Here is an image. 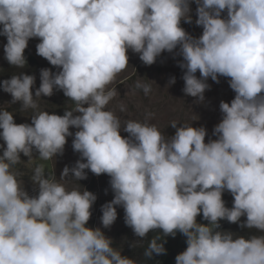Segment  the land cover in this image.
<instances>
[{"label":"clouds","instance_id":"1","mask_svg":"<svg viewBox=\"0 0 264 264\" xmlns=\"http://www.w3.org/2000/svg\"><path fill=\"white\" fill-rule=\"evenodd\" d=\"M195 3L199 37L181 27L192 23L189 0H0L8 64L25 68L28 41L39 38L37 55L59 69L40 70L34 95V75L0 80L9 103L32 110L31 123L18 124L0 108V264H139L142 254H166L164 238L178 232L186 248L175 264H264V0ZM177 49L185 95L203 102L208 78L219 77L235 93L230 103L220 101L222 117L207 142L204 126L172 120L175 132L166 136L149 122L153 113L121 121L107 108L128 50L150 66ZM134 87L152 91L140 80ZM54 90L73 104L63 115L39 108L41 95ZM69 136L74 152L66 155ZM21 154L32 184L13 170ZM101 174L114 194L101 205L102 227L116 221V206L124 210L114 241L88 222ZM69 180L80 186L68 187ZM201 214L206 224L197 221ZM221 220L256 234L223 230Z\"/></svg>","mask_w":264,"mask_h":264},{"label":"rangeland","instance_id":"2","mask_svg":"<svg viewBox=\"0 0 264 264\" xmlns=\"http://www.w3.org/2000/svg\"><path fill=\"white\" fill-rule=\"evenodd\" d=\"M189 3L191 8L190 15L192 16V23H185L182 20L181 27L192 36L199 37V35L202 33V27L195 24L196 3L195 0H189ZM223 15H226V13H222V16ZM5 43L6 37L1 35V81L9 79L11 75L18 74L21 71L25 74L34 75L36 77V82L32 89L34 95L35 89L38 88L40 84V70L42 68H49L53 72L59 70L58 68L50 65L46 59L37 55L36 44L39 43V38L30 39L28 41V46L24 51L27 54H32L36 58L37 62L32 63L31 61H27V66L23 69L13 67L8 64L4 58L3 45ZM177 53L178 49L174 50L173 53L163 52L159 57H157V60L154 64L147 66L144 65L139 59V54L128 50V66L117 76V81L122 83H117L115 85L119 93L112 101H110L107 108L113 110L120 117L121 121L128 119L143 121L149 112L153 113L154 115L150 118L149 122L157 125V127L161 129L166 136H171L175 132V129L169 125L170 121L178 120L180 122H190L193 127L204 126L207 132L205 142H207L209 137L215 139V136L212 135V131L214 126L220 121L222 117V113L219 110V103L221 100L230 103L234 98L235 93L229 87L228 78L219 77V83L213 82L211 78H208L207 83L210 85V88L204 93V101L195 102V97L187 96L182 91L184 87V81L182 79L184 70L178 66V61L182 60V57ZM196 75L199 77V72H197ZM170 77H175V83L168 85V80ZM138 80L151 83V92H154L156 96H152L150 94L151 92L149 93L150 95L148 94L149 96L145 95L142 89H136L134 86ZM10 101L11 99H7L5 95L0 94V108L11 111L16 123H31L30 115H32V110L29 109L25 112H20V102L9 103ZM37 102L39 104L40 110H45L50 114L55 113L58 115H63L66 108H71L73 106L72 102L64 96L61 90H54L53 95L50 97L43 96L42 94L41 98L38 99ZM121 104H123L126 109L123 112L120 111ZM76 130L77 129L70 127V131L73 132V134ZM120 134L122 136L128 135L122 129ZM66 139V155H70L74 152L72 149L73 137L69 136ZM2 144L3 141L0 140V145ZM0 154H2V149H0ZM79 158L80 157L78 155L77 159ZM27 159L28 157L21 154V164L13 166V170H18L23 174L21 177L23 185L32 184L30 179L31 174L26 162ZM85 171L87 172L88 176V170L86 169ZM109 179L110 178L107 174L100 175V185L96 188L95 193L97 199L92 206V215L88 222L96 221L98 225L95 227H101V230L105 233V235L114 241L116 229L119 225L124 224V210L122 207L116 206V221L110 228L102 227L100 222V217L102 215L101 205H103L105 202L111 201L114 195L109 185ZM79 184V182L74 180H69L66 182L68 187L80 186ZM91 191H93V189ZM225 193L228 194L229 192L225 191ZM227 203L232 204L230 201H227L225 202V205ZM235 233L239 234L240 231L236 229ZM124 244L125 243L123 239L116 241V245L119 248H123Z\"/></svg>","mask_w":264,"mask_h":264},{"label":"trees","instance_id":"3","mask_svg":"<svg viewBox=\"0 0 264 264\" xmlns=\"http://www.w3.org/2000/svg\"><path fill=\"white\" fill-rule=\"evenodd\" d=\"M27 60H30L33 63L36 62V59L30 54ZM222 198L225 202L230 201L232 203L233 201V197L231 196V194H226L225 192L222 194ZM226 206L231 207L232 204L227 203ZM197 221L199 223L206 224V220L202 218V214L197 216ZM220 225H221V229L225 230V229L231 228L230 231L234 233H235V230L238 229L240 231L238 235H242L245 237L251 234H256V230H249L246 228H241L238 224L229 223L226 220H221ZM156 231H160V230H156ZM157 235H160V233L155 232L154 237ZM164 240H165L164 247L166 249V254H161V255L154 254L151 260H146L142 254L140 258L137 259L139 264H175L176 255L182 252L186 248L185 237L178 232L175 237L167 236L164 238ZM147 245L148 243L145 242L144 249L147 247ZM144 249H143V252H144Z\"/></svg>","mask_w":264,"mask_h":264}]
</instances>
